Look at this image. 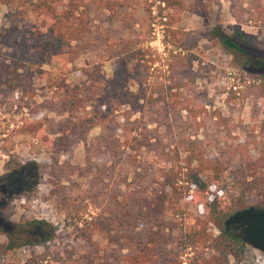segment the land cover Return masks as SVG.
<instances>
[{"label":"trees","instance_id":"1","mask_svg":"<svg viewBox=\"0 0 264 264\" xmlns=\"http://www.w3.org/2000/svg\"><path fill=\"white\" fill-rule=\"evenodd\" d=\"M25 1L40 21L33 24L22 54L0 53V95L25 92L32 78H45L46 70L41 66L51 57L71 62L97 48L99 39H91L90 13L97 8L112 11L115 4L114 0ZM160 2L163 8L179 9L178 0ZM257 12L264 17L260 8ZM215 35L227 51L239 55L256 41L238 24H233L228 33ZM129 42L118 37L119 49L111 50L114 68L110 77H103L95 63L90 69H81L79 83H66L62 74L51 80L48 96L31 105L30 117L21 116L17 127L18 132L34 134L46 151L56 155L68 157L77 142L84 143V163L77 166L80 175L89 173L83 190L77 193L79 197L57 192L66 215L76 222L83 250L65 259L47 258L43 246L52 239L53 228L44 221H32L25 233L0 227L5 237L0 253L27 246L29 254L20 264H240L246 244L264 252V122L258 131L260 140L254 142L259 147L255 156L243 142L226 146L215 143L194 153L190 145L187 150L191 155L181 166L178 151L165 149L155 128L147 127L152 121L131 118L132 111H139L142 97L129 87L135 78L133 61L137 56V49ZM60 70L67 72L65 67ZM259 86L264 93V83ZM38 108L55 117L31 118ZM162 118H166L165 107ZM94 126L100 131L87 141L86 135ZM151 137L154 139L149 140ZM129 148H142L163 164L152 171L143 167L131 177L133 181H127L124 173L133 162ZM193 162L197 165L192 166ZM202 162L216 181L227 167L238 191L227 200L219 196L206 199L205 222L216 233L190 228L184 243L175 220L166 217V204L173 197L183 196L181 181L196 188L189 197L198 198L206 191V183L197 175ZM56 168L64 171L53 173L54 187L67 188L61 182L70 180L74 167L64 160ZM97 235L104 238L103 244ZM186 248L188 251L183 252Z\"/></svg>","mask_w":264,"mask_h":264},{"label":"rangeland","instance_id":"2","mask_svg":"<svg viewBox=\"0 0 264 264\" xmlns=\"http://www.w3.org/2000/svg\"><path fill=\"white\" fill-rule=\"evenodd\" d=\"M114 1L112 11L97 8L90 13L91 39H99L97 48L71 62L51 57L41 66L46 70L45 78H32L25 92L0 95V227L25 233L32 221L46 222L53 228L52 239L43 246L49 259L73 257L83 250L76 222L66 215L57 192L79 197L77 193L83 190L89 173L80 175L77 166L84 163V143L77 142L68 157L52 154L34 134L18 132L20 117H30L29 107L48 96L47 85L61 74L66 83H79L81 69H90L96 63L103 77H110L114 68L111 50L119 49L118 37L130 39L129 44L137 49L135 78L129 87L142 97V105L139 111H132L131 118L152 121L147 127L155 128L165 149L178 151L181 166L191 155L187 150L190 145L192 153L215 143L226 146L243 142L254 156L259 149L254 142L260 140L258 131L264 122V93L259 90L264 83V17L257 10L260 8L264 15V0H178V10L163 8L160 0ZM39 21L25 0H0V53L22 54L33 24ZM233 24L256 38L242 55L227 51L215 35L228 33ZM64 67L65 74L60 70ZM163 107L166 118H162ZM36 117L55 115L38 108L31 116ZM99 131L98 126L92 127L86 140L92 141ZM127 152L133 159L124 173L127 181L143 167L152 171L163 164L142 148H129ZM64 160L74 172L69 181L61 182L68 187L58 189L53 185V173L64 171L56 168ZM205 165L201 163L197 175L206 183V191L198 198L189 197L196 188L181 181L179 188L186 198L173 197L166 204V217L175 220L184 243L190 228L216 233L205 222L206 199L219 196L227 200L238 191L227 167L216 181ZM96 238L104 243L100 235ZM4 239L0 234V243ZM28 254L27 246L16 247L0 253V264H20ZM240 264H264V252L246 244Z\"/></svg>","mask_w":264,"mask_h":264}]
</instances>
